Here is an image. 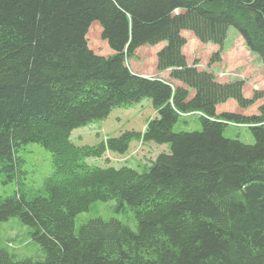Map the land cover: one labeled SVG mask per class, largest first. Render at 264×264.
Instances as JSON below:
<instances>
[{
  "label": "trees",
  "instance_id": "trees-1",
  "mask_svg": "<svg viewBox=\"0 0 264 264\" xmlns=\"http://www.w3.org/2000/svg\"><path fill=\"white\" fill-rule=\"evenodd\" d=\"M95 21L111 55L90 46ZM231 27L264 62V0H0V172L17 174V153L31 142L54 153L59 172L84 171L68 187L50 184L49 196L0 198V221L18 217L46 251L33 261L0 248V264H264V101L254 114L218 112L264 92L247 97L244 80L221 81L184 52L183 31L223 49ZM161 42L158 67L172 80L128 62ZM221 59L217 51L210 64ZM147 98L158 115L107 147L125 153L142 138L171 152L142 173L85 166L104 148L75 146L73 130ZM189 114L202 129L175 131ZM230 123L247 124L256 142L225 136ZM114 198L135 209L138 230L96 218L75 232L80 213Z\"/></svg>",
  "mask_w": 264,
  "mask_h": 264
},
{
  "label": "rangeland",
  "instance_id": "rangeland-1",
  "mask_svg": "<svg viewBox=\"0 0 264 264\" xmlns=\"http://www.w3.org/2000/svg\"><path fill=\"white\" fill-rule=\"evenodd\" d=\"M183 34L187 38L184 52L190 62L201 61L199 68L214 71L221 81L244 80V91L247 97H254L257 91L264 92V62L250 50L235 27L229 29L223 49L213 43L201 42L191 31L185 30ZM87 36L91 48L96 53L106 56L114 53L102 35V25L99 21L92 23ZM164 45L165 42L144 46L139 58L129 59V64L133 61L131 67L144 75L160 76L172 80L170 71L168 74L158 67L157 53ZM217 51H222V59L211 65L210 61ZM263 101L264 98L258 99L249 107L243 108L236 100L230 99L224 104H219V111L254 114ZM157 115L152 100L147 98L129 106L116 107L107 118L73 130L71 139L77 147H97V150L99 147L104 148L101 155H89L83 159V164L89 168L115 167L120 169L128 167L142 173L149 169L160 153L171 152L170 143L160 144L154 141H144L142 138H133L130 140L128 151L119 153L109 150L107 140L111 137L121 136L127 131L143 133L148 121ZM201 129L202 125L198 114L181 116L175 125V131ZM225 136L238 138L250 144L256 142L247 124H228ZM17 156L22 160L18 165L17 174L13 173V176L10 177L9 173L0 172V198H6L19 192L25 193L28 198L37 195L49 196L48 186L50 184H56L62 188L68 187L72 177L78 178L84 174V171L75 174L59 172L53 161L54 153L35 142L24 145ZM122 203L127 204L120 198L94 202L89 210L77 216L75 232H78L82 225L96 218L118 219L134 230H138L139 222L135 215V209L128 204L124 207ZM33 231V227L25 225L17 217L0 221V248L14 254L18 260H45L46 251L39 242L33 239Z\"/></svg>",
  "mask_w": 264,
  "mask_h": 264
},
{
  "label": "crops",
  "instance_id": "crops-1",
  "mask_svg": "<svg viewBox=\"0 0 264 264\" xmlns=\"http://www.w3.org/2000/svg\"><path fill=\"white\" fill-rule=\"evenodd\" d=\"M188 60H189V58H188ZM189 63H193V62H190V61H189ZM199 64H201V61L199 62ZM244 70H245V68L243 69V71H244ZM169 71H170V70H165L164 72H167V73L169 74ZM148 76H150V75H148ZM157 77H160V76H157ZM162 78H165V77H162ZM165 79H167V78H165ZM257 111H258V109H257ZM257 111H256V113H257ZM218 112H220V111H219V107H218ZM245 114H249V113L246 112Z\"/></svg>",
  "mask_w": 264,
  "mask_h": 264
},
{
  "label": "bare ground",
  "instance_id": "bare-ground-1",
  "mask_svg": "<svg viewBox=\"0 0 264 264\" xmlns=\"http://www.w3.org/2000/svg\"><path fill=\"white\" fill-rule=\"evenodd\" d=\"M105 148H106V146H105ZM18 218V217H17ZM23 222V221H22Z\"/></svg>",
  "mask_w": 264,
  "mask_h": 264
}]
</instances>
